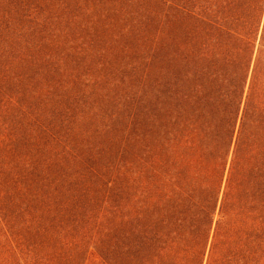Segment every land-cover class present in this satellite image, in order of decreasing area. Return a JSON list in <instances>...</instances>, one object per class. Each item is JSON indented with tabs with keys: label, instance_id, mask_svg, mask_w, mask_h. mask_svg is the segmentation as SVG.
I'll use <instances>...</instances> for the list:
<instances>
[{
	"label": "trees",
	"instance_id": "trees-1",
	"mask_svg": "<svg viewBox=\"0 0 264 264\" xmlns=\"http://www.w3.org/2000/svg\"><path fill=\"white\" fill-rule=\"evenodd\" d=\"M126 1L131 83L0 31V264H264V0Z\"/></svg>",
	"mask_w": 264,
	"mask_h": 264
},
{
	"label": "rangeland",
	"instance_id": "rangeland-1",
	"mask_svg": "<svg viewBox=\"0 0 264 264\" xmlns=\"http://www.w3.org/2000/svg\"><path fill=\"white\" fill-rule=\"evenodd\" d=\"M129 8L126 0H0V31L22 34L25 37L22 45L27 47L37 44L30 40L31 35L67 33L72 43L65 48L80 50L83 47L94 54L93 60L72 54L68 61H72L75 68L81 66L74 76L91 81L100 79L105 84L131 83V69L137 62L139 43H134L132 37H126L125 40L131 38L129 43H124L127 45L126 51L122 53L123 47L120 46L114 48V53L109 54L108 51L111 36L138 24L133 15V19L126 20L117 12H128ZM60 52L61 49L54 52L56 60L60 59ZM98 69L105 70L99 72ZM122 90L129 89L119 86L114 93L122 94Z\"/></svg>",
	"mask_w": 264,
	"mask_h": 264
}]
</instances>
